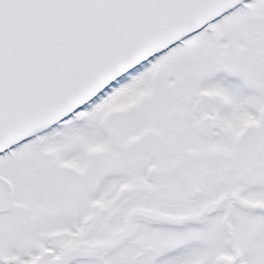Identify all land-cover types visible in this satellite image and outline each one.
<instances>
[{"label": "snow or ice", "instance_id": "snow-or-ice-1", "mask_svg": "<svg viewBox=\"0 0 264 264\" xmlns=\"http://www.w3.org/2000/svg\"><path fill=\"white\" fill-rule=\"evenodd\" d=\"M0 264H264V0H0Z\"/></svg>", "mask_w": 264, "mask_h": 264}]
</instances>
